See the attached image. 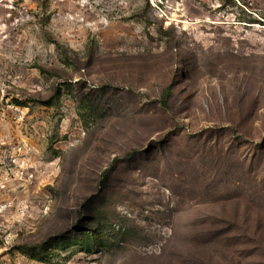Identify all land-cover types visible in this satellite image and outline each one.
I'll list each match as a JSON object with an SVG mask.
<instances>
[{"label": "rangeland", "instance_id": "1", "mask_svg": "<svg viewBox=\"0 0 264 264\" xmlns=\"http://www.w3.org/2000/svg\"><path fill=\"white\" fill-rule=\"evenodd\" d=\"M0 203V264H264V0H0Z\"/></svg>", "mask_w": 264, "mask_h": 264}, {"label": "trees", "instance_id": "2", "mask_svg": "<svg viewBox=\"0 0 264 264\" xmlns=\"http://www.w3.org/2000/svg\"><path fill=\"white\" fill-rule=\"evenodd\" d=\"M169 93L165 95V100L168 99ZM44 104H52L51 102H43ZM165 106L166 103L164 102ZM102 231L101 228H98V230H86L85 232H82L80 234H60L55 237H51L44 241L43 243L34 244V245H24L20 247L19 253L26 255L30 257L33 260L39 261L41 263L45 264H58L55 262V255L52 253L55 247H61L66 250L67 247H69L72 243L74 246L82 245V249L85 250L83 252H86L88 254H91L94 249L93 243H97L99 241L102 243V239L100 236V232ZM74 256L73 253L69 254L68 257L65 259L71 260Z\"/></svg>", "mask_w": 264, "mask_h": 264}, {"label": "built area", "instance_id": "3", "mask_svg": "<svg viewBox=\"0 0 264 264\" xmlns=\"http://www.w3.org/2000/svg\"><path fill=\"white\" fill-rule=\"evenodd\" d=\"M3 210V205L0 203V212Z\"/></svg>", "mask_w": 264, "mask_h": 264}]
</instances>
